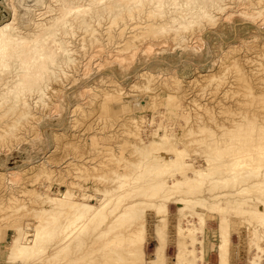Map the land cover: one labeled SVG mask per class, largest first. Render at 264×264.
I'll use <instances>...</instances> for the list:
<instances>
[{"label": "rangeland", "instance_id": "rangeland-1", "mask_svg": "<svg viewBox=\"0 0 264 264\" xmlns=\"http://www.w3.org/2000/svg\"><path fill=\"white\" fill-rule=\"evenodd\" d=\"M83 1L86 0H81L78 3L82 5ZM212 2L222 8L211 6ZM57 5L54 0H0V25L11 22L15 27L7 31L12 34L14 43L12 42L13 44L8 46L0 44V64L9 65L7 71L0 70L1 95L2 93L8 94L1 86L6 82L8 84H4L5 86L10 85L15 80V71L18 68H29L33 64V54L22 51V49L30 50L32 42L22 36L36 31V21L46 22L48 16L50 18V15L52 17L57 13L59 11ZM198 6H202L203 10H208L209 20L194 17L191 14V11ZM176 7L170 6L167 7L168 10L164 8L162 14L152 15L148 12L150 8L144 6V10L141 8L139 12L138 9H134L133 17L130 15L129 18L128 14H123L124 17L119 16L120 18L115 19L116 21H111L112 19L109 17L111 13H101L104 12L101 9L97 14L94 12L96 7L91 6L92 9L89 11L92 12V15L86 13L85 19L89 20L90 16L94 17L90 22L94 25L97 21L95 27L99 25V30H97L96 36L98 35L97 39H100L92 40L76 27L73 31L64 34L66 37L62 35V38L67 41L66 47L72 51V53L69 51V55L73 59L71 58L67 62L63 54L56 51L53 45H49L55 51V60L57 59V64H60L62 69L61 72L55 71V77L49 79L45 92H50H46L41 98H38L40 100H36L35 95L30 96L31 98L28 97L30 105L28 112L31 117L18 118L21 109L16 107V109L8 111V101H4L0 105V131H2L0 133H5L8 130L7 132L10 134L0 137V264H9L6 261V252L9 249L11 238L15 234L16 225H24L25 222L36 223L37 219L33 218L32 208L37 209L40 205L42 206L40 200L36 198L42 194L57 196L58 189L73 188L74 192L83 189L88 194L93 193L95 187H103V183L101 184L96 178L98 175L109 176V171L116 167L115 164L123 151L124 155H129L127 147L134 136L138 135L137 137L140 139L143 137L142 141H147L151 139L155 130H158L156 131L158 134H161L165 128L174 133L181 129L186 131L188 125L185 124V121L189 119L190 123H194L196 118H199L201 120L197 121L208 124L209 122L210 124L220 122V124L229 125L233 121L238 123L240 121L241 124L245 122L252 126L253 144L259 142L264 144V10H262L264 9V0H196L188 8L192 9L191 11L187 9L186 13L182 12L186 19L179 15L173 22H166L167 15L177 13L174 12L178 9ZM72 18H76V20ZM80 18L81 15L77 12H73L67 17L68 21L74 23L73 26ZM137 18L139 21L136 20ZM121 19L125 23L121 22ZM163 22L165 28L160 27L161 24H164ZM115 23L118 25L120 23V25L117 27ZM153 24L154 26L157 24L159 27L158 32H155L156 35L150 30ZM101 25L105 28L103 27V29ZM130 25H133L135 29ZM118 33L124 34V36H118ZM138 35L143 36L141 40ZM58 37H61V34ZM89 39L95 43L90 42ZM245 90L248 93L243 92L242 95V91ZM246 95L251 96V98L248 96L249 101L252 100L251 103L256 105L259 103L260 107L257 106L260 110L254 104L249 105L250 102L246 99ZM253 97L256 101L253 100ZM239 98L243 100L240 101ZM39 101H43V103ZM245 101L246 104L243 105ZM237 104H240L239 107L243 106L239 108ZM3 105L6 107L4 108ZM252 106H255L256 109ZM234 108L238 109V113ZM235 111L237 115L240 111L242 113L240 112L237 116ZM34 112H36V116ZM225 112L227 114H224ZM245 112L248 114L247 116ZM12 114L13 116H11ZM257 115L258 117H256ZM8 117L13 119L9 120ZM203 117L204 119H202ZM212 117L214 118L212 119ZM225 118L226 120H224ZM17 124H19L18 127ZM136 127L140 129L139 133ZM173 127H175V131ZM24 130L27 131L23 133ZM128 134L131 136L129 137ZM227 135L226 138H228ZM107 146L111 148H107ZM120 149L122 152H119ZM97 154H101L98 160H96ZM110 157L111 159H109ZM86 169L87 171H85ZM81 172L83 173L81 174ZM80 176L84 178V182ZM11 197L15 198L14 203ZM92 202L95 203V200ZM150 215H147V219H149L146 222H148L147 227L152 229L153 217L151 216V218ZM169 215V227L172 226V230L169 229L163 242L165 244L162 251L163 264H172L177 253L172 233L175 230L178 216L174 211L169 212ZM28 217L30 218L28 219ZM174 220L176 221L174 222ZM253 224L255 223L248 221L242 223V228L240 227L242 235L240 236L239 231L231 233L224 251L227 264H250V258L256 254V250L252 245L248 247L250 240L246 227H251ZM150 229L145 234L142 244L146 259L152 258L156 252L152 230V234L148 233ZM201 229L197 236L204 244H207V248L205 247L201 252L197 251V255L204 264H218L217 222L210 220ZM199 230L197 231L199 232ZM123 233L125 234V232ZM260 242L264 245V239ZM75 251L73 250L72 253L59 260L56 259L57 261L45 263L75 264L67 263L70 259L77 258L81 253L80 250ZM73 253L74 255H72ZM263 258L260 260L261 264H264ZM104 260L105 258L96 259L91 264H102ZM82 262H85V259ZM33 263L37 264L33 261L18 264Z\"/></svg>", "mask_w": 264, "mask_h": 264}, {"label": "bare ground", "instance_id": "bare-ground-1", "mask_svg": "<svg viewBox=\"0 0 264 264\" xmlns=\"http://www.w3.org/2000/svg\"><path fill=\"white\" fill-rule=\"evenodd\" d=\"M54 1L58 4L57 7L59 11L52 15V17L50 15V18L48 16V20L46 22L36 21V31L32 33L25 32L26 34L22 36L24 39L26 38L27 41L32 42V47L30 50L22 49V51H27L28 53L33 54V64L29 68L22 67V69L18 68V70H14L16 73V78L11 82L10 85H4L6 83L8 84L6 80V83L1 82L4 85L3 86L1 84V87H3V89L6 90L8 94L5 95V93H2L1 95L0 93V105L4 101H8V111L19 107L21 111H19L20 113L18 114V118L21 119L22 117L24 118L26 116L31 117L28 112V107L30 106L28 97L31 98L30 96L35 95L37 97L36 100H40L38 98H41L42 95L47 92H45V88L47 87L49 79L54 76L56 73L55 71L61 72L62 68H60V64H57V59L55 60V51H53L49 45H53L56 51L58 50V52L63 54V56H65V61L67 62L72 58H70L71 55H69V51L71 50L66 47L65 44L67 41L62 38V35L67 34L69 31H73L74 27H76L83 31V33L86 34L90 39L95 40L98 38V35L96 36V34H98L97 30H99V25L97 26L98 29L95 27L97 21H95V24L93 23L94 25H92L90 21H92V18L94 17L90 16L89 20L85 19L87 14L89 15V13H92L89 11L92 9L91 6L96 7L94 12H97V14L99 10L101 11V9L104 11L101 13H111L109 15V17H111L110 19H112L111 21H116L118 17L122 16L123 14H128L129 18L130 15L133 17V14H135L132 13L133 10L138 9L139 12V9L143 8L144 6H148L150 8L148 12L152 15L157 13L162 14V10L164 8L177 6L176 8L178 9L174 10V12H177L176 14L171 13L167 16L165 15L167 19L166 22H173L179 15L184 17L183 19H186L182 12L187 11L190 5L194 4L196 0H86V3L83 1L84 4L82 5L78 3L81 0ZM67 2H69V5H67ZM212 5H215V3L213 4L212 2L211 6ZM215 6L220 9L222 8L217 5ZM143 10L141 11L143 12ZM73 12H77L79 15H81V18L75 22V26H73L74 23L68 21L67 19V17ZM46 14L48 15L47 12ZM191 14H193L194 17L207 18L208 20L210 19V13L208 10H203L202 6L196 7L195 10L193 9ZM74 19L76 20V18ZM136 20L139 21L138 18ZM160 21L162 22L161 19ZM121 22L125 23V21H122V19ZM129 22L128 24H130ZM110 24L112 23L110 22ZM181 24H183V22H181ZM119 25L117 24V27ZM122 26L123 24L121 27ZM155 26L153 24V27L150 29L154 34L155 32H158L157 30L159 28L157 24ZM101 27L103 28L104 26L101 25ZM160 27L165 28V23L161 24ZM13 28L15 27H13L11 22L0 25V44L3 46H8L14 43L12 34L7 32ZM121 32L123 31L121 30ZM60 34L61 37H58ZM84 34L83 36H85ZM119 35L124 36V34L121 33H118V36ZM142 37H140V40ZM78 38L80 39L81 37ZM92 40L90 42L95 43V41ZM63 58L61 59L63 60ZM60 63H62V61ZM7 67H9L8 64H0V70L2 71L6 70ZM247 90L242 91V95L243 92L246 94ZM248 96L246 99L249 101ZM249 97L251 98V96ZM53 98L55 97L53 96ZM242 100L240 99V101ZM253 100H255L254 97ZM43 101L41 102L43 103ZM250 101L252 100L250 99ZM245 104L246 101L243 103V105ZM250 104L252 105L254 103L250 102L249 105ZM243 105H241V107ZM254 105L257 106L256 104ZM255 106L252 107L256 109ZM258 106L260 107V105ZM3 107L5 108L6 105H3ZM259 107L258 110H260ZM227 109L229 108L227 107ZM229 111L227 112L229 113ZM236 111L238 113V109ZM35 113L36 112H34V114ZM224 114L227 113L225 112ZM5 115L7 116V114ZM247 115L248 114L246 113V116ZM11 116H13V114ZM204 117L202 119H204ZM256 117H258V115ZM10 118L12 117H8L9 120ZM213 118L214 117H212V119ZM198 119L199 118H196L194 123H190L189 119L185 121V124L188 125V128L186 127V131L177 129L178 132L174 133L169 132L170 129L166 130V128L162 130L161 134L156 132L158 130H155L154 132L152 131L153 135L152 137L150 136L151 139L147 141H142L143 137L141 139L137 137L140 129L136 127L138 129V133L136 132L137 136L133 137L131 143H129L130 145L127 143V145H129L127 147L129 155H124V151L122 152L121 150L125 146L120 147L121 149L119 152L121 151L122 155L118 158L117 164H115L116 160L113 162L116 167H111L112 169L109 171V176L98 175L96 179L101 184L103 183V187H95L93 189L94 192L92 190L93 193L87 194L85 191H83V189L79 190V192H74L72 191L73 188H66L64 190L58 189L59 194L57 196H51L49 194H42L41 196L38 195L39 197L36 199L40 200L42 206L40 205L37 209L30 207L32 208L33 218L37 219L36 223L31 224L25 222L26 224L24 225H16L14 228L15 234L12 236L9 249L6 252L7 263L18 264L26 263L27 261H33L37 262V264H40L42 262H53V260L55 261L56 259H61V257H66L72 253L73 250H80L81 253L77 256V258L70 259L67 263L91 264L96 259L105 258L102 264H163L164 257L162 251L165 246L163 242L169 232V229L172 227H169L168 215L169 212L171 213L174 211V213L178 216L176 218L177 221L174 220V222L176 221L177 224L175 226L174 232L172 233L174 237L173 243L177 253L172 264H204L198 257L197 251H203L205 247L207 248V244H204L199 236H197V233H200L202 226L210 220H215L217 222L216 231L218 238V264H227V258L224 251L226 249L225 246L229 241L228 239L231 236V233H234V231L236 233L239 231V236L242 235L240 233V227L242 223L247 221L249 223H255L251 227H246V231L248 230L247 234L250 240V245H248V247L252 245L254 250H256V254L254 253L255 255L250 258V264H261L260 260L264 256V245L260 242L264 239V144L260 142L253 144L251 139V132L253 130L252 126L247 125L245 122L241 124L239 121V124L238 122L231 121L232 123L229 125H224L223 123L220 124V122H214L212 124L209 122L208 124L206 122L203 123L197 121ZM224 120H226V118ZM24 123L26 122L24 121ZM18 125L19 124L16 126L18 127ZM8 128L10 127L8 126ZM173 128L175 131V127ZM17 130L19 129L17 128ZM132 130L134 131L135 129ZM7 131H5V133H0V137H3L4 134L8 135L9 132ZM26 131L27 130H24L23 133ZM227 134L231 135L228 136ZM226 135L228 138H226ZM189 147H191V149H189ZM107 148L111 147L107 146ZM109 150L107 151L110 152ZM97 155L96 160L100 159L99 156H101V154ZM109 159H111V157ZM93 168L95 169L94 166ZM87 169L90 170V168ZM87 169L85 171H87ZM82 173L83 172H81V174ZM81 179L83 181L84 178ZM89 187L90 186L88 185V188ZM92 200H95V203H93ZM15 201L16 200L13 197L12 202L14 203ZM148 211H150V213H148ZM148 214H151L150 217H153V220L151 219L153 223L152 229L147 227L148 222L146 221L149 219H147ZM29 218L30 217H28V219ZM149 227H151V225ZM243 227L245 228V226ZM148 229H150L148 233H151V230L153 232V237L156 243V252L152 258L146 259L144 252L145 250H143L142 244L145 240V234L147 233ZM197 230H199V232ZM123 232H125V234ZM72 255H74V253ZM84 259L85 262H82ZM62 261L64 260L62 259Z\"/></svg>", "mask_w": 264, "mask_h": 264}]
</instances>
